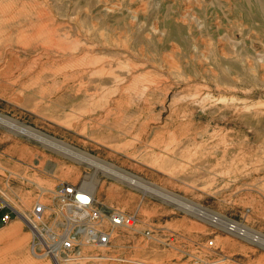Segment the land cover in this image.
<instances>
[{
  "label": "rangeland",
  "instance_id": "1",
  "mask_svg": "<svg viewBox=\"0 0 264 264\" xmlns=\"http://www.w3.org/2000/svg\"><path fill=\"white\" fill-rule=\"evenodd\" d=\"M88 177L151 236L99 264H264V0H0V201ZM24 223L0 264H54Z\"/></svg>",
  "mask_w": 264,
  "mask_h": 264
},
{
  "label": "built area",
  "instance_id": "2",
  "mask_svg": "<svg viewBox=\"0 0 264 264\" xmlns=\"http://www.w3.org/2000/svg\"><path fill=\"white\" fill-rule=\"evenodd\" d=\"M22 219L32 235V253L54 264L126 263L118 254L116 236L123 231L143 233L135 214L112 209L104 212L95 194L83 183H57L41 188L28 214L0 201V221L7 224ZM143 237L150 239L149 233Z\"/></svg>",
  "mask_w": 264,
  "mask_h": 264
},
{
  "label": "bare ground",
  "instance_id": "3",
  "mask_svg": "<svg viewBox=\"0 0 264 264\" xmlns=\"http://www.w3.org/2000/svg\"><path fill=\"white\" fill-rule=\"evenodd\" d=\"M29 134L34 137V139L38 138L40 140H44L43 137L38 136L37 134H35L32 130H29ZM30 136V137H31ZM51 140V139H50ZM46 141V140H44ZM55 146L59 149L64 150L66 153H68V155L73 156V155H77L80 158H84V160L89 163V165H92L94 167H96L97 169L103 171L104 173H107L113 177L119 178L120 180L126 181L128 183H136L139 182V184H141V186L144 185L145 182H143L141 179H138L137 177H135L134 175H131L127 172H125L124 170L117 168L113 165L110 164H101L100 162H98V160H96L94 157H90V156H84L85 154L83 152H79V151H75L74 149H70L68 150L69 146L64 144V143H59V144H55ZM139 180V181H138ZM84 187L86 189L91 190L93 193H96V189H97V181L93 178V177H88L85 181L82 182ZM148 187V186H147ZM159 191V190H158ZM156 190H154V192H158ZM159 194V193H158ZM35 202V201H34ZM31 210V208H29V210L27 209V211H25L22 215H27L28 212ZM34 245L32 244V247ZM47 258V257H46Z\"/></svg>",
  "mask_w": 264,
  "mask_h": 264
}]
</instances>
